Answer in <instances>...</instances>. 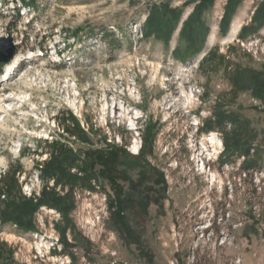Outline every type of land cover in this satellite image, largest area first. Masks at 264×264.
<instances>
[{
	"label": "rangeland",
	"instance_id": "374dc122",
	"mask_svg": "<svg viewBox=\"0 0 264 264\" xmlns=\"http://www.w3.org/2000/svg\"><path fill=\"white\" fill-rule=\"evenodd\" d=\"M263 1L241 0L222 29L227 0H215L203 14L207 33L199 50L192 49V33L182 32L194 0H0V38H11L21 57L10 77L0 64V177L14 185L16 201L9 206L0 194V213L40 197L46 182L38 165L49 158L52 141L82 160L107 144L127 145L137 155L147 126L155 124L148 160L166 179L164 191L150 176L154 192L138 188L151 195L147 211L136 199L128 212L140 243L118 232L111 184L94 175V188L79 185L71 194L67 248L60 211L40 207L32 216L35 230L28 231L0 214V241L7 243L0 264H264V90L257 97L251 79L264 81V23L251 25ZM169 10L179 16L165 40L158 35L169 30L161 33L149 19L163 20V27ZM247 25L255 30L241 40ZM209 51L225 60L199 67ZM220 111L236 115L237 125L221 124ZM66 119L78 121L90 143L66 135ZM234 130L254 133L249 156L225 152ZM246 159L254 163L244 167ZM138 161L127 156L120 167L132 181L139 179ZM123 179L129 192L130 180Z\"/></svg>",
	"mask_w": 264,
	"mask_h": 264
},
{
	"label": "trees",
	"instance_id": "16d2710c",
	"mask_svg": "<svg viewBox=\"0 0 264 264\" xmlns=\"http://www.w3.org/2000/svg\"><path fill=\"white\" fill-rule=\"evenodd\" d=\"M197 2L193 9V12L184 22V28L182 32L185 33L188 29L193 36H191V42L194 45L192 49H199L200 39L202 38V34H206L207 31L204 27L205 20L203 19V14L205 11L209 10L213 5L215 0H194ZM241 0H227L226 10L224 13V18L221 22L222 29L226 28L229 25V19H231L234 14V10L238 7ZM169 21L167 24H164L162 27L163 20L159 19L158 23H154V20L149 19V24L153 26L154 29L160 30L161 33L163 31H168L167 33H162L163 35H158L165 40L170 38L173 28L170 30V24L175 22L178 19L179 14L176 10H169ZM264 23V1L257 6L254 14L252 16L251 25L257 24L261 27ZM251 25H247L242 27L239 33V38L241 40H245L250 32L255 30ZM148 30H151L150 28ZM198 43V46L196 44ZM200 50V49H199ZM222 60H225L224 56H216L215 52L209 51L200 61V66L205 63H213L219 64ZM227 64V63H226ZM225 64V65H226ZM230 68V65L227 66ZM234 76H237L236 80L239 83L242 78V71L240 70V75H237V71L234 73ZM235 78V77H234ZM251 79L254 80V93L257 97H263L262 92L264 88V81L260 79L258 76H251ZM264 98V97H263ZM216 118L221 124L225 122H231L237 125V116L234 114L227 113L226 111H220L216 114ZM63 131L66 135L74 138H79L84 143H90V138L88 133L81 127L80 123L76 120L66 119L63 123ZM155 124L147 126V131L143 133L142 139V147L140 152L137 155H132L127 150V145H115V144H107L105 148L92 149L89 152H85V158L82 160L81 153H77L75 150L71 148H67V146L59 143L58 141H52L49 145V158L43 163L39 164L42 180L46 183L41 190V195L36 200L34 198L22 199L21 202L18 199L19 205L17 208H14L12 211L8 210L11 204L14 205L15 198L14 195V185L11 183L8 178L0 177L2 188H0V194H5L9 197L10 204L6 211H1V218L3 222L8 220L15 221L18 226L24 228L25 230H35L34 226H32V216L38 209L42 206H48L50 208L56 209L60 211L63 216V226L65 228L61 229L60 233L63 235V243L64 248L68 247V239L66 238V229L71 228L73 224V220L71 217V213L75 208L74 202L70 199L71 194L74 190V187L79 185H85L87 188H94L91 183L92 180H95V176L103 177L107 180L112 187L113 196L109 195V209L111 214V221L116 226L118 232L120 234H125L130 243H140L141 238L137 230L132 226L130 217L128 212L130 208H134V203L136 199L138 202L142 204L144 211L146 212L148 206L151 202L149 192L147 194L139 195L138 188L143 187L147 190H155V187L159 185H163L161 188L165 191L166 189V179L164 177V173L157 169L154 166H151L150 161L148 160V156L153 155V147L156 137V129L154 128ZM214 127H209L207 125L206 130H213ZM235 139L233 141L234 144H230L227 139L224 141L225 152L230 151L231 153L238 152V156H249L250 151L253 148V140L254 133L249 131L247 133L235 131ZM148 148V151L144 152V149ZM127 156L133 158V160H139L138 162L141 164V169L139 170V179L137 181H132L128 172L124 168H120ZM83 163V164H80ZM254 163V160L246 159L243 162L244 167H250ZM99 167L98 171L96 167ZM78 167L77 172H72V170ZM80 167V168H79ZM155 176V180L153 182L155 187L147 185L148 178L150 176ZM126 178L130 180V188H132L129 192L126 191L125 186L120 182ZM50 180H54V187H49L48 183ZM17 184V182L14 180ZM60 185L61 187L69 188L70 193H66L64 195H60V193L56 190L55 187ZM156 187V188H157ZM18 188V184H17ZM137 190H136V189ZM154 192V191H153ZM137 194L139 197H136ZM8 210V211H7ZM11 211V212H10ZM16 212V214H14ZM24 213H29L26 215H31V220L25 221L22 219L26 215ZM7 246V243L0 241V255L4 256L3 248ZM71 254V253H70ZM12 255L8 253L7 256Z\"/></svg>",
	"mask_w": 264,
	"mask_h": 264
},
{
	"label": "water",
	"instance_id": "95a60500",
	"mask_svg": "<svg viewBox=\"0 0 264 264\" xmlns=\"http://www.w3.org/2000/svg\"><path fill=\"white\" fill-rule=\"evenodd\" d=\"M5 43L8 48H6V52L2 56V47L0 46V62L5 63L9 62L11 58L15 55V47L12 44L11 38H0V45Z\"/></svg>",
	"mask_w": 264,
	"mask_h": 264
},
{
	"label": "bare ground",
	"instance_id": "6f19581e",
	"mask_svg": "<svg viewBox=\"0 0 264 264\" xmlns=\"http://www.w3.org/2000/svg\"><path fill=\"white\" fill-rule=\"evenodd\" d=\"M15 57L16 58L14 59L15 61L13 60L14 61L13 64L12 65H11V63L8 64V67L6 68V76H9V77L12 76V74H11L12 69L16 65V63L19 61V59L21 58L20 57V54H17ZM189 101H190V99L188 97L185 98V101L183 103V106H186V103L188 104ZM210 140H211L212 143L215 144V138H211ZM134 148H135V151L138 150L137 146H135Z\"/></svg>",
	"mask_w": 264,
	"mask_h": 264
}]
</instances>
